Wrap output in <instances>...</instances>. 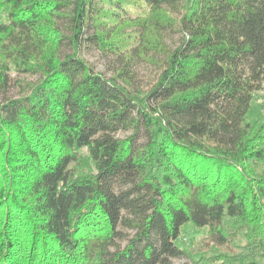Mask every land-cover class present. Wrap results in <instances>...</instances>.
Returning a JSON list of instances; mask_svg holds the SVG:
<instances>
[{"label": "trees", "instance_id": "16d2710c", "mask_svg": "<svg viewBox=\"0 0 264 264\" xmlns=\"http://www.w3.org/2000/svg\"><path fill=\"white\" fill-rule=\"evenodd\" d=\"M12 70L35 80L0 100V264H264V0H0L1 93Z\"/></svg>", "mask_w": 264, "mask_h": 264}, {"label": "rangeland", "instance_id": "374dc122", "mask_svg": "<svg viewBox=\"0 0 264 264\" xmlns=\"http://www.w3.org/2000/svg\"><path fill=\"white\" fill-rule=\"evenodd\" d=\"M133 17L132 13L128 15L122 14V18L125 17ZM130 31L128 28L125 32ZM179 39V35L177 33H165V42L170 45L174 46ZM83 57L89 62L92 63L95 70L104 74L106 77H109L112 74L111 65L109 64V58L102 55L92 44H87L86 49L83 53ZM132 70H134L136 77L135 82L136 84L142 89H148L156 79L157 69L152 64L148 63L145 60L135 59L134 63L132 64ZM28 80L33 81L35 80V76H31L29 74L18 73L15 71H10L8 73V86L4 93L0 92V100L4 97H16L18 94V88L16 83L18 80ZM264 100V90L259 91L255 94L254 104L255 106ZM131 134V130H119L114 134L116 138H125L126 136ZM145 135L143 134L142 130L139 131L136 137V144H142L145 142ZM119 231L123 234V238L117 240L116 243L118 246L123 247L127 239L133 235V231L129 230L125 227L120 226ZM205 230L199 229L187 224L184 226L182 234L177 239V244L183 250L190 253V256L196 257L194 255V251L202 250L206 253V256L211 255L214 251L219 252L217 248L212 247L210 245H205L200 243V241L205 237ZM188 262V259L184 256H180L177 258H172L170 260V264H185Z\"/></svg>", "mask_w": 264, "mask_h": 264}]
</instances>
